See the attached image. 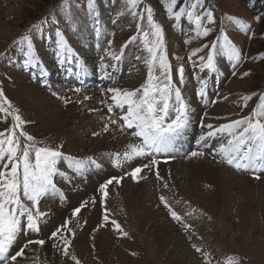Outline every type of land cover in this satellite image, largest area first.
I'll list each match as a JSON object with an SVG mask.
<instances>
[{
	"label": "rangeland",
	"instance_id": "1",
	"mask_svg": "<svg viewBox=\"0 0 264 264\" xmlns=\"http://www.w3.org/2000/svg\"><path fill=\"white\" fill-rule=\"evenodd\" d=\"M145 7L153 9L155 21L165 30L173 80L189 105L190 126L184 132L197 128L194 118L197 110L192 104V95L186 93L195 91L199 97L201 80L207 81L205 90L212 98L200 113L201 119L218 127L250 115L259 97L264 95V0H203V9L198 11L204 23L207 25V13L215 20L213 25H207L212 28L208 37H196L194 25L186 16L178 21L170 18L165 0H143L138 11L146 17ZM126 8V0H95V13L89 11L88 0H0V86L28 122L25 130L53 148L62 144L61 150L67 157L77 160L92 157L100 165L90 166L91 174L86 176L84 172L74 171L69 160H61L58 167L68 179L57 177V186L64 199L57 196L42 200L41 210L48 215L41 223V231L21 233L9 254H15L28 240L43 239L42 247L30 244L16 264H75L71 255L80 264H171L169 256L175 245L166 251L169 239L163 243L160 238L168 232L170 235L173 228L174 236H182L179 249L194 257L193 260L187 257L185 264H204V253L210 254L211 264H227L233 257L239 264H264V203L259 199L264 171L236 170L220 162L216 151L224 136L209 138L206 145L200 141L197 129L196 134L188 135L192 141L184 156L158 158L153 153L151 156L158 161L155 165L151 164V156L130 162L123 161L121 156V166H116L114 154H122L129 143L139 141L133 129L120 130L119 117L123 110L115 107L108 89L135 90L147 78L146 65L137 59V56H147L141 33V28L148 30L147 22L133 20ZM27 29L37 62L25 67L27 43L20 41ZM58 34L64 35L68 51L60 48ZM134 36L136 40H132ZM225 38L239 52V63L223 51ZM212 44L220 50L215 57L216 68L201 71L200 57L211 50L204 45ZM197 49L203 51L191 57ZM109 50L120 54L121 59L112 60L107 56ZM80 56L82 61L91 64V74L96 78L90 80L96 81L89 85L93 86L83 84L85 65ZM181 65L185 69L183 84L179 83L176 72ZM57 72L67 81L59 79ZM46 76L55 82L52 87L63 83L64 88L50 89L44 83ZM40 92L49 100L46 106L52 113L51 118L38 107L45 100ZM246 95L253 99L243 107L241 97ZM109 107L113 108L112 112ZM174 116L175 112H170V118ZM109 118L117 119L118 123L111 124ZM10 125L11 119L5 122L0 114V131ZM105 125H109L108 131H104ZM193 151H201L204 156L191 158ZM146 164L149 167L143 168ZM136 167L143 169L139 182L129 175ZM173 167L176 172L186 168L193 174L185 191L176 185ZM99 168L108 174L98 182L95 179V183L92 178ZM254 175H260L261 179H254ZM112 178L120 179V183L113 180L105 200L99 189ZM161 197L181 216L180 222L172 219ZM84 202L86 206L79 216L73 217V210ZM105 206L110 219L105 227H100L104 223ZM144 209L160 213L155 228L142 223ZM68 219L72 220L75 237L69 249L71 255L65 257L60 248L54 247L58 241L49 237ZM111 220L117 221L127 236L117 233ZM81 237L85 238L83 245ZM194 246L203 249V253L196 252Z\"/></svg>",
	"mask_w": 264,
	"mask_h": 264
},
{
	"label": "snow or ice",
	"instance_id": "2",
	"mask_svg": "<svg viewBox=\"0 0 264 264\" xmlns=\"http://www.w3.org/2000/svg\"><path fill=\"white\" fill-rule=\"evenodd\" d=\"M143 0H126V11L130 13L133 20L144 21L146 19L148 30L141 28L143 36L144 50L146 57L137 56L138 60H143L147 67L146 82L135 90H126L117 87L108 89L111 101L115 107L123 110L119 117L121 131L133 129V135L138 143H129L127 150L114 154L116 166H121V156L123 161H132L135 158L151 156L153 153L171 151L177 139L189 125V105L183 98L181 89L173 80V68L169 62L166 43L165 30L160 23L153 17V9L145 7L146 17L138 9L142 6ZM165 0L167 14L173 20H181L187 17L189 23L194 25L196 37H208L212 28L207 25L215 23L211 13H207V25L204 17L198 9H203V0ZM88 9L95 13V0H88ZM122 15L124 13H121ZM239 23V21H237ZM245 28L247 26L245 25ZM60 48L64 51L69 50V45L63 34H58ZM134 36L132 40H136ZM223 51L229 58L240 61V54L235 46L227 41ZM27 43L28 59L25 67L32 65L36 61V53L33 48L32 40L25 35L20 43ZM110 47V46H109ZM210 51L205 56L200 57L201 71H214L216 68L215 57L220 51L216 44L204 45ZM203 49H197L191 53V57L198 55ZM107 56L114 61H119L121 55L112 51L107 52ZM189 57V59H191ZM195 63V62H193ZM106 67L102 65V68ZM179 83H184L185 69L181 65L176 69ZM248 75V73H245ZM207 81L201 80L199 95L204 96ZM77 92L79 89L76 90ZM174 98V103H173ZM85 99H90L85 97ZM243 107L248 106V102L253 99L251 95L241 97ZM68 101L66 100L65 103ZM109 112L113 111L109 107ZM175 112V116L170 118V112ZM0 114H3L5 122L11 119L8 129L0 131V264H16L18 258L25 256V249L30 244H37L41 247L45 240H28L15 254L10 255V250L17 243L21 233H39L41 223L48 213L41 210V201L45 198L59 197L64 199L63 192L57 186V177L68 179L65 172L61 171L58 164L61 160H69L70 167L78 172L95 165L99 167L96 160L88 157L86 160H77L74 157H67L62 152L63 145L55 148L37 141L36 138L26 130V124L19 109L15 108L12 102L5 95L3 87L0 86ZM111 124H117L118 120L109 118ZM208 129L205 135L200 136V141L206 142L220 134L225 137L224 142L220 143L216 156L220 157V162L235 168L236 170H251L253 173L264 171V95L259 97V103L250 115L241 119L233 120L230 123L214 127L212 124L202 125ZM109 125H105L104 131H108ZM100 135V133H96ZM204 156L201 151L191 152V158ZM158 161L153 159L152 165ZM149 165H143L147 168ZM142 167H136L129 175L139 182ZM157 178L159 173L157 172ZM254 179H261L260 175H254ZM120 183V179L112 178L100 186V191L104 199L108 196V186L113 183ZM164 206L168 209L173 220L180 222L181 216L171 208L164 197H161ZM87 202L76 207L73 217H78L82 208ZM93 203L95 201L93 200ZM110 219V213L106 206L104 211V223L100 227H105ZM110 223L114 230L122 236H127L121 225L111 220ZM75 237V230L72 220L68 219L55 231L51 233L50 239L58 241L54 247L61 249L63 256H70L69 249L72 247V240ZM195 251L203 253V249L194 246ZM134 255V254H133ZM204 264H211L210 254L204 253ZM75 264L80 261L75 255H71ZM227 264H239L233 257L229 258Z\"/></svg>",
	"mask_w": 264,
	"mask_h": 264
},
{
	"label": "bare ground",
	"instance_id": "3",
	"mask_svg": "<svg viewBox=\"0 0 264 264\" xmlns=\"http://www.w3.org/2000/svg\"><path fill=\"white\" fill-rule=\"evenodd\" d=\"M103 22V21H102ZM38 25H36L35 27H37ZM30 29V28H29ZM29 29H27V31H26V33L24 34V35H27L28 34V30ZM84 34V33H83ZM95 35V34H94ZM80 43V42H79ZM92 50V49H91ZM83 51V50H82ZM92 55V54H91ZM80 59H81V61H82V57L80 56ZM87 59V58H86ZM120 63V62H119ZM82 64L83 65H85V76H84V79H86V80H88L89 82H94V81H91L90 80V78L89 77H94V78H96L93 74H91L93 71L91 70V64H89L88 62H85V61H82ZM224 64L225 65H227V63L226 62H224ZM123 67L125 68V64L123 65ZM104 71V70H103ZM89 84V83H88ZM63 85L61 84L60 86H58V85H55L54 87H62ZM188 87L189 88H192L193 86L192 85H188ZM34 88L35 89H37V87L36 86H34ZM62 88H64V86L62 87ZM208 91L211 93L212 91L210 90V89H208ZM187 95H192V98H193V101H192V104H193V106H195L196 107V114L194 115L195 117V120H196V122H195V124H196V126H197V128L195 129V131H192L191 129L190 130H188V131H186V132H183L182 134H181V136L177 139V140H181L182 141V143H180V144H177V143H175V145H174V147H173V149H172V151L173 152H175V153H182V152H184L186 149H187V147H189L190 145H191V141H192V139H190L189 137H188V135L190 134V133H192V132H194L195 134H196V132H197V129H198V131L200 132V134L201 135H205L206 133H207V131H208V129L206 128V127H202V125H207V124H211L209 121H205L204 119H201L200 117H199V115H200V113L201 112H203V110H205L206 109V105H207V103L209 104L210 102H211V100L210 99H212L211 98V96L209 97L208 96V92H207V89L205 90V94H204V96H197V94H196V92L195 91H191V93H186ZM212 94V93H211ZM41 97H43L45 100H44V104L43 103H40V104H38V107L39 108H41V109H43L45 112H46V115L48 116V117H52V113H51V111L49 110V108H48V106H46V104H47V102L49 101L48 100V98H46L45 96H46V94H44V92H40V94H39ZM36 99L38 100V99H40V97L37 95L36 96ZM42 106H44V107H42ZM192 114V113H191ZM72 116V115H71ZM68 118V117H67ZM69 119H70V117H69ZM230 120V119H229ZM231 122V121H230ZM190 126V125H189ZM193 127V126H192ZM199 134V133H198ZM193 137V136H192ZM208 141V140H207ZM202 142V143H204V144H206V145H209L208 144V142ZM77 142V141H76ZM179 145H181V147H182V150H176V147H178ZM202 148V147H201ZM85 150H86V152L88 151V148H85ZM106 149L104 148L103 149V151H105ZM95 151V150H94ZM214 154V153H213ZM185 162H186V160H185ZM201 164V163H200ZM190 166H191V164H189ZM176 166V165H175ZM186 167V166H185ZM199 167V166H198ZM172 168V167H171ZM192 168H193V166H192ZM192 168H191V170H192ZM173 169H175V172L174 173H176L175 174V181H176V185H178V187H180V188H182V190H184L186 187H189V184H190V181H192V177H191V175L193 176V174L191 173V171H190V169H186V168H179L178 170H177V172H176V168L175 167H173ZM172 170V169H171ZM195 171V170H194ZM200 171V170H199ZM83 172H84V174L86 175V176H90V174H91V168L90 167H88V168H86V169H84L83 170ZM96 172V175H95V177L94 178H92V180H93V182H95L96 183V181H95V179H98L97 180V182L98 181H100L101 179H102V177H104V176H107V174H108V171L107 170H105V169H103V168H99L98 170H96L95 171ZM206 172V171H205ZM195 173V172H194ZM228 173H229V171H228ZM168 174V173H167ZM233 176V175H232ZM237 177V176H236ZM232 180H234V179H232ZM260 183H262L261 185H262V191L260 192V197H259V199H260V202L261 203H264V178L262 179V181L260 182ZM188 184V185H187ZM239 186V185H238ZM91 189V188H90ZM93 189V188H92ZM181 191V190H180ZM185 191V190H184ZM49 201V200H48ZM145 211L141 214V216H142V218H141V220L143 221L142 223H144V225L146 224V225H148L149 224V227L150 226H152V228H155V222H157V221H159V220H157V217H160V213H156V211H152L151 209H144ZM96 220V219H95ZM161 221V220H160ZM153 223V224H152ZM152 224V225H151ZM161 224V223H160ZM205 224V223H204ZM204 227V226H203ZM206 227V226H205ZM172 230H173V228H172ZM171 230V232H170V235H169V232H168V235L165 237H162L161 236V238L160 239H162V242L164 243L165 242V240L167 239H169L168 241V243L166 244V251L169 249L170 250V247L171 246H173V245H175L174 247H173V249H171V253H170V260H171V264H180V260H181V258H183V264H185V259L187 258V257H191L192 258V260H193V258L194 257H192L191 255L189 256V253H187L186 251H184V250H182V249H179V247H180V242H181V239H182V236H174V230L172 231ZM164 234V233H163ZM167 234V233H166ZM170 238H172V239H170ZM80 242H81V244L83 245V244H85V238L84 237H81L80 238ZM171 242V243H170ZM190 259V258H189Z\"/></svg>",
	"mask_w": 264,
	"mask_h": 264
},
{
	"label": "crops",
	"instance_id": "4",
	"mask_svg": "<svg viewBox=\"0 0 264 264\" xmlns=\"http://www.w3.org/2000/svg\"><path fill=\"white\" fill-rule=\"evenodd\" d=\"M89 78H91V77H89Z\"/></svg>",
	"mask_w": 264,
	"mask_h": 264
}]
</instances>
